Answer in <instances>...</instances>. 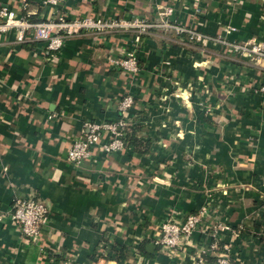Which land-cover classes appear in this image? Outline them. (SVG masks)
<instances>
[{
    "label": "crops",
    "instance_id": "crops-1",
    "mask_svg": "<svg viewBox=\"0 0 264 264\" xmlns=\"http://www.w3.org/2000/svg\"><path fill=\"white\" fill-rule=\"evenodd\" d=\"M159 2L206 34L264 41V0H0V7L33 21L149 19ZM169 37L143 36L132 80L110 61L132 46L128 33L72 37L55 56L42 42L0 34V264H61L65 255L141 264L137 249L142 264H183V257L189 264L199 232L177 257L159 252L154 236L170 213L200 208L234 228L220 242L233 244L238 264H264V95L255 90L264 62ZM128 93L139 116L131 148L71 164L67 152L84 122L116 120ZM30 196L49 207L36 241L8 216L15 197Z\"/></svg>",
    "mask_w": 264,
    "mask_h": 264
},
{
    "label": "built area",
    "instance_id": "built-area-1",
    "mask_svg": "<svg viewBox=\"0 0 264 264\" xmlns=\"http://www.w3.org/2000/svg\"><path fill=\"white\" fill-rule=\"evenodd\" d=\"M66 0H43L51 6L62 5ZM174 8L170 4L159 2L153 18L135 17L132 19L103 18L83 16L80 18H67L62 14H53L50 17L33 21L28 16L19 15L16 10L8 5L0 7V34L14 32L16 42L23 43L37 41L45 44L46 50L57 54L65 41L72 37L90 34L101 37L114 33H128L132 37V46L121 53V57L111 58V63L119 67L122 72L132 80L140 70L138 46L143 36L161 33L165 37L180 42L183 46L206 51L209 43L220 44L227 55L237 57L249 62H264V41L238 42L231 41L221 35H210L202 32L195 25H186L178 22L174 17ZM229 30L232 27L229 26ZM264 95V84L255 89ZM135 104L134 96L126 94L118 101V118L96 122H84L83 129L71 143L67 152V160L76 167H81L98 151L105 156L114 152L131 148L127 141V134L139 123V116L133 113ZM49 207L40 198L15 197L9 209L8 216L20 233L36 241L39 239L43 228L48 223ZM234 228L223 222L212 220L205 208H200L184 216L170 213L159 226L154 236V244L159 252L170 256H179L180 248L194 246L192 238L199 232L203 242L191 252L189 264H238L237 251L232 243L221 244L223 232ZM210 240L209 242H207ZM193 244V245H192ZM139 263H144L139 249L136 250ZM214 257L215 259H212ZM185 264V257L179 263ZM61 264H83L75 255H65Z\"/></svg>",
    "mask_w": 264,
    "mask_h": 264
},
{
    "label": "trees",
    "instance_id": "trees-1",
    "mask_svg": "<svg viewBox=\"0 0 264 264\" xmlns=\"http://www.w3.org/2000/svg\"><path fill=\"white\" fill-rule=\"evenodd\" d=\"M137 127H134L132 130H131V132H129L128 134H127V141L129 142V144H130V146L132 145V144H134V142L136 141V135H135V132L137 131V129H136Z\"/></svg>",
    "mask_w": 264,
    "mask_h": 264
}]
</instances>
